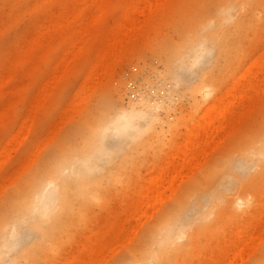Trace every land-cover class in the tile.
Instances as JSON below:
<instances>
[{
	"label": "bare ground",
	"instance_id": "bare-ground-1",
	"mask_svg": "<svg viewBox=\"0 0 264 264\" xmlns=\"http://www.w3.org/2000/svg\"><path fill=\"white\" fill-rule=\"evenodd\" d=\"M166 1L167 0H163V1L161 0H127L126 1V5L121 8V10L119 11L118 15L116 16L112 24L108 26L107 30L105 29V32L103 33L101 39L96 40L97 42V48L95 50L96 52L94 54L91 65L89 66V68L87 69L84 75L83 80H81V84H79L80 87L79 86L77 87L78 88L77 94H76L77 97L81 96L80 98L85 101L86 99H88V97L91 94L95 93V91L97 90L99 86L101 87V85L104 84L103 82L109 78V76L111 75L110 73L113 70V68L116 66L117 62L126 53V50H128V46L133 42H139V41H133V40H140L139 43L142 42L141 40H152L150 37L151 32L152 31L160 32L161 29L158 31V25H160V23L162 22L161 21L163 17L162 15L165 12H168L169 10L177 6V4H169V2H166ZM261 4H263L262 0H212L211 7L205 8L204 10L198 9L197 11L194 12L191 18L186 19L184 26L182 27V29L180 30V33L178 34V37L176 38V40L178 41L173 42V43L171 42L169 44L162 42V44L164 45H158L159 52L155 51L156 54L157 53L159 54V55L158 54L156 55V59L159 60L163 64V73H165L166 75L174 76V79H176L175 82L179 84H182V82L180 83V78H179L181 71L183 70L184 72V69L186 70L190 67L197 65L202 59V55L204 52L213 51V53L215 52L214 53L215 55H213L214 58L212 60L211 68L205 72H203L202 70L201 71L202 74L198 76V80L192 85L187 86V88L189 87L188 88L189 94L187 95L190 98V102H191L190 105L191 107L194 108V110L192 109L193 112H191L188 115L189 116L188 119H184L183 122L180 123L181 126H182V123L184 124V127H185L184 132L182 133L180 132V134L178 135L174 133L175 136L172 138V140L170 141L168 145L170 153H168V157L165 156V154L163 155L165 156V159L163 160V162H166V164L164 163L163 165L160 162V165L162 164L161 165L162 167H159L160 170L157 169L158 172L155 171V169H153L154 167L150 171L148 172L146 171L149 174V176L147 177L149 180L147 179L146 180L147 182L145 181V184H143V186L140 185V188L138 187L141 190L140 197H139L140 192L138 191L139 192L138 194L136 190H133L134 192H136L135 194L136 196L138 194L137 196L138 198L136 197V199L140 201L139 202L140 204H141V200H144V199L148 200L147 198H150V199L152 198L150 206L152 207V206H155V204L157 205L155 206L156 209L154 210V208L152 207L151 208L152 211H151L149 204H147V206H149L148 207L149 210L151 211L149 213L146 212L149 210H146L148 208L144 205L146 209L143 208L144 210L143 209L142 210L143 212L145 211V213L148 214L149 217H153V212L157 210L158 206L162 202H167L168 200H170L169 205L159 214L155 222L149 225L145 229L144 233L139 239L137 243L136 251L132 253V255L135 258L134 264H173L174 261L180 255L196 248L199 236L203 234L207 235L208 232H210V230L215 225L217 227L218 226L217 224L221 223L224 217H226V219H230V218H237L239 216L243 220L242 221L243 224L241 223L239 226L236 225L235 228L232 226L233 229L235 230H233L232 233L230 232L232 235H234L233 239L236 237L238 238L239 241L237 240V242H240L241 239H243L244 235H247L245 233L248 231V229L251 226L252 228L254 227L255 231L257 230L255 229L257 228L255 227L256 225L253 226L254 223L249 222L250 221L249 218L244 219L245 217H251L250 218L251 220L254 218L255 219L259 218V220L257 221L258 224H261V223L264 224V222L260 221V219L261 218L263 219L264 217V200L262 202H259V201L257 202V200L252 197L253 195L248 193L249 188L252 187L253 184H256V182H259L260 180L264 179V126L249 135L247 134L246 136H241V140L238 142L237 145L231 146L229 148L227 147L226 156H222L220 159L218 158V160L214 161L215 163L214 162H213L214 164L212 163L213 166L211 168L209 169L205 168L208 170L207 173L203 172L199 174L198 176H196L195 178H193V180H191L188 184H186L176 196L178 190L181 188L180 187L181 183H179L178 181H181V179H183L184 176L185 177L188 176V173L190 175V173L192 174L196 169H198V167L200 166L199 164H201L200 160L208 156L209 150L211 148L213 149L218 143L224 141L225 135L227 134L226 129L229 128L230 126H233L232 125L233 123L235 124L234 122L235 118L237 116L238 117L240 116L238 115L239 111L245 112L247 109H244V110L242 109L248 106L246 104L250 103L249 100H251L252 102L253 99L251 97L254 95H257L259 93V90L262 92L261 89H264L262 88L264 87V83H263L264 81H262V78L260 79L258 77V73H264V54H263L264 51H261L260 53V55H262L261 58L259 57L257 58L261 62L257 61L259 64L255 61L252 62L253 64L256 63L255 64L256 66H253L256 68L249 67L253 64H250V65L248 64V66H246L247 68H245V72H243L244 74L242 76L240 75L239 77L237 76L238 78H236L232 82V84H229L230 87L227 90H225L226 92H223L224 90L223 89L222 90L223 93H215V92L212 93L214 90L217 89L216 80H219L220 77H222L220 75L227 74L225 73L227 72L226 65L229 64V68H230V65H233L232 64L233 56H234L233 55V52H234L233 43L236 44V40H241L240 33L243 30V27L247 25V23H254L258 19L256 15L257 11H255V9ZM111 5H114L112 0H77L71 6L62 5L63 7L58 10L59 13L57 12V15L54 18L51 17V21L49 20V23L51 24L50 26L51 29L56 28V27H63L64 28L63 31L65 32L67 36V39L64 40L65 47H63V49L60 51L58 59L55 65H53L54 66L53 72H52L53 77L57 76V73L59 74V72L62 74L63 73L62 70H64L65 65L69 64L68 62L74 59L75 57H79L82 54L83 47L87 43L94 41V40H90V38L93 35L97 34L96 32H98V25L100 23V19L102 18L101 16L105 12L107 7ZM46 22L48 23L47 20L45 21V23ZM45 23L44 25L41 24L43 25V28L49 26V25H46ZM47 29L48 28H46L45 30ZM39 32H41L40 36H42V31H40V29L38 30V33ZM32 35L30 34L29 36L31 37ZM29 41L27 40V42L29 43V46H31L29 49L31 51L34 45L33 44L31 45ZM35 41H38V40H35ZM139 43L137 44L139 45ZM142 45L143 44L141 43V46ZM256 55H258V53H256ZM255 58L256 56H254L253 59ZM9 59L11 60L12 58H9ZM13 64L15 65V62ZM13 64L12 66H14ZM13 68L12 69L10 68L9 70H13ZM215 70H216L215 73L216 74L219 73L220 75L214 74ZM6 73H9V74H6ZM5 74L7 76L8 75L10 76V71L5 72ZM3 76L4 75H2V77ZM52 76L49 77L52 79V81H50L51 79L47 81V82H51L50 86H52L53 83L56 82L54 80H56L55 78H57L55 77L53 80ZM58 76H60V74ZM6 78H3V79H6ZM47 85L50 88L49 84H45L43 87L41 86V88H43L42 90L41 88L39 89L42 92L43 90L47 92V90L49 91L52 88L51 87L50 89H46V88L44 89V87L45 86L47 87ZM151 85L153 86L154 84L152 83ZM182 85H186V84H182ZM149 87L152 88L150 85ZM137 88H138L136 90L137 93L134 90L130 91L133 94L134 92L136 93V98L134 99V101L131 100L132 103H130L128 107H123L122 105H119L118 103L111 104L110 102H106L99 108L98 112L93 116L92 119L88 120V122L84 124L83 126H79V128L76 130L77 133L74 134L73 137H71L69 140H66L65 142H64V137H63L60 140V142L57 143L56 146H54L51 149V151L47 155L44 156L42 162L36 166L35 171H33L30 174V176L26 179V181L23 183L24 185L20 186V188L22 187L21 190L19 192H15L13 195L10 196V201H9L10 208L6 211H0V264H5L7 261L9 262H7L6 264H21L20 259H23L24 261L25 260L29 261L28 262L29 264L36 262V260L40 257V255L46 249H50L52 248L51 247L52 245L56 244L57 240H59L57 238L58 235L62 234L64 231V236H66L67 234H69L71 230H73V228H76L77 224H80V222L83 221V217L86 216V213L88 209H90V207L92 206L94 200L101 198L102 193H103V188L106 187L107 190L111 188L114 185V182H117L120 180L119 178L124 168L127 167V165L136 162L135 157H137L138 150L141 148L145 149L144 147L146 146L145 144H142L143 147L141 146V148H136L134 150H131L129 153H126L122 156V158L119 160L120 162L118 163L119 170L118 172L116 171V174L112 177V179H107L111 176L110 174H109V177L103 176V177L96 178L94 176V172L96 171L97 173L98 168L100 169V165L102 164L101 161L102 160L111 161V157L113 156L112 151L114 150V148L110 150L111 148H109V144H108L109 138L116 137L118 139L119 144L120 142L128 139L129 140V141L127 140L128 143L129 144L131 143V144L127 148H130V146L134 145L133 144L134 141L139 136L151 130L154 126V123L157 120H159L158 113L156 112L165 103V102L163 103L162 101L163 99L161 100L159 97L161 89L158 90V87L150 89V90H153V92H155V96L153 97L152 94L150 93L145 94L146 91H148V89L145 90V88H143L141 84ZM165 90L166 92L167 91L171 92L169 88L163 89L162 87V91L164 92ZM263 93L264 92H262L261 94L259 93V94L262 95ZM74 94L71 95L69 102H71L70 100L71 99L73 100V98L75 97ZM148 94L151 95L153 99H150ZM199 94L203 95V97L206 98V104L198 108V106L200 105L199 100H198L200 99L198 98ZM38 95L40 96V94ZM171 95H172V92H171ZM171 95L168 97V99L166 98L167 101L172 100V98H174L172 97L173 95L172 96ZM170 97L172 98L170 99ZM34 99L35 98L33 97L32 101ZM129 99H132V98H129ZM39 100H41L40 97H38V99L34 100L33 102L36 103L35 101H37L38 103L39 102L41 103V101ZM32 101L30 102L32 103ZM76 102L79 103V99ZM173 102H174V99H173ZM173 102L172 101L169 102L170 105H172L171 107L175 105L174 104L175 102L174 103ZM254 102H257L255 101V98L252 103L253 105L251 104L249 105L254 107V104H255ZM34 103H32V107L36 106L34 105ZM167 104L168 103L166 102V105ZM237 104H241V107L238 108ZM67 105L71 106L72 104L67 103ZM80 105L79 107L81 108ZM70 106H67V108L72 107ZM34 109L36 110V108H33V110ZM72 109L74 110V105ZM28 110L30 113H33L31 112L29 108L27 109V111ZM63 110L64 111H62L61 114H63L64 112L65 113L73 112V110L71 111L70 109H67L66 111L65 109ZM25 114H28V113H25ZM70 115L68 114V116ZM27 116H33V115L31 114H28L26 116L24 115L23 118L25 120L26 118H28V120H26L27 122L24 121V119L21 120L22 122L24 121L25 124L26 123L28 124L29 123L28 121H32V118H33V117L32 118L27 117ZM244 116L246 117L245 114ZM67 117L63 116V119L62 117L61 118L58 117V118H60L63 121L65 120L64 118H67ZM59 121H58L59 124L58 123H55V124L61 125V121L60 122ZM22 122L18 126H19V129H22L23 131L19 130L17 127L18 130H16L15 132L21 131L23 132V134L19 132L17 134L19 135L21 134L25 137L26 136L25 132L27 133L28 131L26 128H28L30 125L29 124H28L29 126L27 124L25 125L24 122L22 124ZM238 123L239 122H237V124ZM168 124H167L168 125L167 128L172 129L175 132L176 129L174 130V127L170 125L171 123H168ZM177 124L179 125V123ZM56 125L55 127L54 125L52 126L54 127V129L57 128L58 130L59 128ZM20 127H23V128H20ZM53 127L51 129H53ZM49 131L53 132L52 130H49ZM51 132H47V134H44V138L47 135H49ZM17 134L15 136L11 135L10 138H7L8 140L6 139V141L4 142L5 147L9 144L12 146V143H16V141L19 142L21 138H24L23 136L18 137ZM160 135L161 134L153 133L151 137L158 139ZM11 137H14V138L17 137V140L16 138L15 139L13 138L14 139L13 140ZM18 138L20 139L18 140ZM43 139L41 140L46 141L48 138L44 140ZM11 140L14 142H12ZM8 141L11 143L7 144L6 142ZM42 141H39V143H42ZM153 141L154 140H152V142ZM18 142L17 144H19ZM17 144H14L15 146L13 145L14 148L11 146H10L11 148H8L7 146V149L5 150L6 151L9 150L11 153L13 149L15 150L16 147H18ZM42 146L44 145L41 144V147ZM35 147L37 148L34 149L35 151L33 150L34 151L33 153L43 148V147L42 148L40 147L39 149L38 145L37 146L35 145L34 148ZM2 149L0 148L1 150L0 153L2 154L0 156V160L2 156L5 157V155L3 154L4 153L6 154L4 148ZM9 151L7 153H9ZM123 151L125 152V150ZM30 154L28 155L29 156L28 160L26 158V162L24 161L25 163H27V161L28 162L30 161L31 163L32 161L31 159L35 158L34 154L33 156L32 155L30 156ZM30 157H33V158H30ZM7 158L8 156L5 157V159ZM4 162H2V160L0 161V163H4ZM24 162L22 163L23 166L21 165L22 167H20V171L16 169L19 171V174L21 170L25 168ZM237 163L252 164L253 166L251 167V169L253 170L250 171L251 169L249 167L248 168L249 172L246 171L247 173L244 176L245 178H247V180L242 181V179H238L237 177V180H238L237 183L233 184L231 180L234 179L232 175L236 171L235 167ZM19 166L20 165H18V168ZM185 170L188 173L185 172L187 174L183 175L182 178L178 180L177 177L178 176L180 177V175ZM18 171L16 173L14 171L15 174H12L10 178L14 179L13 176H16V175L18 176L17 174ZM151 171H154L155 173L157 172V176L154 175V172L152 174L156 177H154L153 175H150ZM147 173H144V174L142 173V174L144 177H146ZM150 176H153V178ZM10 178L9 179L6 178V180H3V182L4 183L8 182ZM222 180H224L225 182L227 181L230 184L229 185L230 187L228 188L230 190L227 191V193L225 194L217 190V186L218 187L224 186L223 183L218 184V182L219 181L221 182ZM10 181L8 183H10ZM3 182L2 184H0V188L2 187L1 188L2 190L4 188L3 186H5V184L3 185ZM0 183H1V180H0ZM167 191H170V193L169 192L166 193ZM230 192H232V194ZM127 194L130 195L129 197H131V192L130 194L129 192H127ZM204 195L206 197L205 203L207 206L202 205V207H200V205H197V207L199 206V209L201 208L200 213L196 212L195 213V215L197 214L196 218L185 221L186 220L185 215L188 214V212L191 210L193 206L195 207V204L197 203L196 201H198ZM122 199H125V197ZM128 200L129 199L126 200L127 203H128ZM137 200H135V203H137ZM120 202L124 203L123 205L127 206L126 202H123V201H120ZM145 202H143L142 204H144ZM135 203L133 202L131 206V207L134 206L133 207L134 211H135L134 208L137 205H138V208L140 206L139 203H137V205ZM204 206H206L205 210H204ZM123 209L122 211H124ZM131 209L125 210L124 213L125 212L127 213V211H129L126 214L127 216L134 215V212L133 214L131 213V211H133ZM120 211L121 210H119V214L122 212ZM139 212L142 213V211H139ZM214 212H215V215L217 214L218 216L216 220L213 221V219L210 220L211 218L209 216H211V214H213ZM112 213L114 214L115 212H112ZM145 213L144 214L142 213L143 215L142 214L139 215L141 218L137 215L139 217V220H141L142 223L145 220V218L147 219L146 217L147 215H145ZM142 216H144L145 218H143ZM116 217L117 216L115 215V218ZM136 217H134L135 220H138V218L136 219ZM111 218L113 217H110V219ZM120 220H123V219H120ZM125 220L127 219L125 218L123 220L126 223ZM106 222L107 221L105 220V223ZM110 222H109V225H110ZM116 222L120 223L119 221H116ZM141 222L139 221L138 224L139 225L142 224ZM99 223L100 222H98L97 225ZM134 224H135L134 221L133 223H130V226H131V227L129 226L130 230H127V231L132 232L131 229L133 228ZM138 224L135 225L134 227L138 228L139 226ZM193 224H195L196 226L192 227ZM262 224L259 225L260 228L263 226ZM22 225L25 226L22 228L23 230H29L28 227L33 230V232L36 234L35 239L32 242L29 241L31 243L26 242L24 246L20 247L21 248L19 252L20 257H18L17 255L15 256V258L10 259L11 258L10 257L9 260H7L8 258L6 257V254L8 253L10 249H12L15 245L19 243L18 241H20V237H22V234H21ZM97 225L96 226L94 225V226L100 228V225L98 226ZM123 226L121 225V227ZM109 227H110L109 228L110 230L112 229L113 226L110 225ZM119 227H120V224L118 225V228ZM92 228L94 229L93 225H92ZM104 228H101V230ZM119 229L121 230V228ZM261 229L264 230V226ZM97 230H94V231L98 235V238H100L101 236L99 237V234H98L100 232V229L99 231ZM105 230L107 231L106 228ZM120 230L117 229V233ZM258 231H261V230H257L256 231L257 233L252 232L253 235L248 232L250 234L249 238H252L251 236L254 237L252 238L253 240L252 239L246 240L249 234L248 236H245L246 239L244 238L243 240H246L248 243L251 241V244H255L256 241L255 243H252L254 242V239H258L259 237L258 240L260 241L261 240L260 238L262 237V234L264 232V231H261L262 232L260 235L261 237L259 235L258 237L257 235L254 236V234H260V232ZM86 232L88 233V235H90L88 231ZM101 232H102L101 233L102 241L100 242H102V244L104 245L106 236L103 234V231ZM126 233H129V232H126ZM133 234H135L134 230H133ZM128 235L129 234H127L125 237L126 238L128 237L130 239V237H132L131 233L129 236ZM103 236L105 237L103 238ZM125 237L124 239H126ZM82 238L81 240H83ZM91 238H94V237L91 236L90 239ZM114 238H116V236ZM128 238L126 240H129ZM121 239H120V242L122 243L123 239L122 241ZM81 240H79V244H81L80 243ZM234 240H233V244H234ZM258 240L257 242H259ZM247 242L246 243L245 241L243 242V244L245 243L244 246L246 245L245 247L247 248V250L244 247L243 248L241 247L243 245H241L242 242H240L241 246L239 249L241 252H245V250L248 252L250 249H252L251 251H254V249L256 248L257 245H255V248L253 249L254 245H247L248 244ZM121 243L118 242L117 243L118 246H120ZM126 243L128 242L126 241L125 244ZM102 244L100 245L102 246ZM123 244H124V241H123ZM92 245L93 244H90L91 248H94ZM113 245L114 244H112L110 248L113 247ZM226 246L227 245L225 244L223 245V244L217 243L218 250L222 252V255L225 254V251L227 248ZM247 246H251V247H247ZM103 248L104 247L102 246V249ZM80 249L81 248L79 245L78 251ZM229 249L231 250L230 247ZM97 250H99L100 252V249H97ZM108 250L109 248L107 249V251ZM88 251H91V250H88ZM107 251L104 256L105 259H106V255L108 258L115 253V251L112 250L111 248V251H114V252H112L113 254L110 253L112 255L108 256L107 253H109L110 250L108 252ZM231 251H229V255ZM234 251L232 252V256L234 255L233 254ZM240 251L238 250V253H239L238 256L241 254ZM99 252L97 251L98 254L95 253L97 257L99 255ZM251 253L248 252L247 255ZM73 254L71 255L74 256ZM78 255L81 256V253H79ZM95 255L94 257H96ZM241 255H240V260L236 257L237 255L233 257L232 259L230 258L232 256L230 257L228 256V259H226L225 262L229 264V262L230 261L232 262L233 259L235 261L237 259V261L234 264H236L238 261L239 262L237 264H239L241 261V257H242ZM243 255H245V253ZM208 256H210V253L208 254ZM214 256L212 255V257ZM66 258H69V256L68 257L66 256L65 259ZM221 258L218 260H221ZM244 259H246V257L245 258L242 257V261ZM68 260L70 261V259ZM95 260L96 261L98 260L96 263H98L100 260V264H103L100 258L95 259ZM86 262H88V260ZM62 263L64 264V262ZM119 264H127L126 259L122 260ZM254 264H264V258H261V259L257 258L254 261Z\"/></svg>",
	"mask_w": 264,
	"mask_h": 264
},
{
	"label": "rangeland",
	"instance_id": "rangeland-1",
	"mask_svg": "<svg viewBox=\"0 0 264 264\" xmlns=\"http://www.w3.org/2000/svg\"><path fill=\"white\" fill-rule=\"evenodd\" d=\"M76 1L77 0H0V76L2 77V75H4L2 78L0 77V79H1L0 80V82H1L0 83L1 84V86H0V148L1 149L4 148V150H5V149H7V146H8V148H11V147H13L14 144H17V142H18V141H16L17 137H15L16 143H12V146L9 144L11 142L8 141L6 143L9 145H7L5 147L4 142L6 141L7 138H10L11 135H13L14 133L17 134L19 132V131H17V132H15V131L19 129L18 125L21 124V122H22L21 120L24 119L23 118L24 115L25 116L28 114L33 115V116H27V117H31V118L33 117V118H32V121H28L29 122L28 124L30 126L26 123L29 126V127L26 126V127H28V128H26L28 130L27 133L24 131L26 136L24 137L21 134L20 135L17 134L18 137L19 136L24 137V138L20 137L21 139L18 138V140L19 139H20V141L22 140L21 142L20 141L18 142L19 143V144H17L18 147H16L15 150L13 149L11 151V153L9 150H8L9 153H7L8 151L5 150L8 158L5 159V157H7L5 153L3 154V155H5V157L2 156V158H1L2 162H4V161L5 162L0 163V180H1L0 184H2L3 180H6V178L9 179L11 177V175L15 174L18 170L20 171V167L23 166L22 163L24 161L26 162V158L28 160V158H29L28 155L30 153H31L30 156L31 155L33 156V154H34V157H35V158L30 157V158H33V159H31L32 160L31 163H30V161L29 162L27 161V163L24 162L25 168H23L21 170L20 174L18 171V173H17L18 176L16 175L17 177L13 176L14 179L10 178V180H12V181L8 180V182L10 181V183H8V182L4 183L3 182V185L5 184V186L2 185L4 187L3 190L1 189L2 187L0 188V211H6L10 208V203H9L10 196L13 195L15 192H19L21 190L22 187L20 188V186L24 185L23 183L30 176V174L33 171H35L36 166L42 162L44 156L47 155L51 151V149L54 146H56L57 143L60 142V140L63 137H64V142L66 140H69L71 137H73L74 134L77 133L76 130L79 128V126H83L84 124H86L88 122V120L92 119L93 116L98 112L99 108L104 103H106V102H110L111 104L112 103H118L119 105H122L123 107H128L129 104L132 103L131 100L134 101V99L136 98V93H137L136 90L138 89L137 87H139L140 84L143 88H145V90L148 89V91H150V92L146 91L145 94L150 93V94H152L153 97L155 96V92H153V90H150V89L158 87V90L161 89L159 97L161 100L163 99L162 100L163 103L165 102L156 112V113H158L159 120H157L154 123V126L151 130H149L146 133H144L143 135H141L142 137L139 136L138 137L139 139L137 138L134 141V143L132 142L134 144L132 146H134V147L130 146V148H127L131 144V143L130 144L128 143V141H129L128 139H126L125 141H122L123 143L120 142V144L122 143L120 145L118 142V139L116 137L109 138V143H108L109 148H111L110 150H112L114 148L115 151L114 150L112 151L113 156L111 157V161H108V160H102L101 161L102 164L100 165V169L99 168H98V170L96 169L98 172L96 173V171H95L94 176L96 178L103 177V176L109 177V174H110L111 176L107 179H112V177L116 174V171L118 172V170H119L118 163L120 162L119 160L122 158V156L126 153H129L131 150H134L136 148H141L142 144H145L146 145V146H144L145 149L141 148L138 150L137 157H135L136 162L131 163V164L127 165V167L124 168V170L121 172V176L119 178L120 180L117 182H114V185L111 188H109L108 190L106 189V187L103 188V193H102L101 198L94 200L92 206L90 207V209H88L86 216L83 217V221H81L80 224H77L76 228H73V230H71L69 232V234H67L66 236H64V231H63L62 234L57 236V238L59 240H57L55 245L51 246L52 248L46 249L40 255V257L36 260V262L30 263V264H63L62 262H64V264L65 263L68 264L70 262L69 264H83V263L84 264H100V260L98 263H96L98 260L97 261L95 260V259L100 258L101 262L103 264H119L124 259H126L127 264H134L135 258L132 255V253L136 251V247H137V243H138L139 239L141 238L145 229L149 225L154 223L156 218L159 216V214L169 205V201H170V200H168L167 202H162L160 205L158 204L159 206H158L156 211H154V210L156 209L155 206H157V205L155 204V206H152L154 208L153 217H149L148 214L145 213V211L143 212V210L146 209L144 207V205L147 208L150 206L152 198L151 199L147 198L148 200H145V199L141 200V198H142L141 197L140 198L141 204L145 201L146 202L142 205L139 203L140 201L137 200L136 197L138 196L139 192H140L139 197L141 196V190L139 189L140 185L143 186V184H145V181L148 179L147 178L149 176V174L147 173L148 171H150L154 167L153 169H155V171L158 172V170H160L159 167H162L161 165L162 164L164 165V163L166 164V162H163V160L165 159V156L168 157V153H170L169 146H168L170 141L175 136V134L178 135V134H180V132L181 133L184 132V128H185L184 124L182 123V126H181L180 123L183 122L184 119H188V117H189L188 115L191 112H193L192 109L194 110V108L191 107V105H190L191 104L190 98L187 95V94H189V90H188L189 87L187 88V86L192 85L193 83H195L198 80V76L200 74H202V72H201L202 70H203V72H205L211 68L212 60L214 58L213 55H215L214 54L215 52L213 53V51H211V52L206 51L203 53L202 59L200 60V62L197 65L190 67L186 70L184 69V72L182 70L180 73V76H179L180 83L182 82V84H186V85H182V84L175 82L176 79H174V76L166 75L165 73H163V64L159 60L156 59V55L158 53L156 54L155 51L159 52L158 45H164V44H162V42L169 44L171 42L173 43V42L178 41V40H176V38L178 37L180 30L184 26L186 19L191 18L192 15L194 14V12L197 11L198 9L204 10L205 8L211 7L212 0H167L166 2H169V4H177V6L173 9L169 10L168 12H165L162 15L163 17L161 16L162 22L160 23V25H158V31L161 29L160 32L152 31L150 34V37L152 40H141L142 41L141 43L143 44L142 46H141V43H139L140 40H133V41H139V42H133L128 46V50H126V53L117 62L116 66L111 71V73H110L111 75L109 76V78L103 82L104 84L101 85V87L99 86L100 89L98 87L97 90L95 91V93L91 94L88 97V99H86L85 101L80 98L81 96L77 97V95H76L77 89H78L77 87L79 86V84H81V80H83L87 69L89 68V66L91 65V63L93 61V57H94V54L96 52L95 50L97 48L96 40L101 39L103 33L105 32V29L107 30L108 26H110L112 24V22L114 21V19L118 15L121 8L126 5L127 0H112L114 5L107 7L105 12L101 16L102 18L100 19V23L98 25V32H96L97 34L93 35L90 38V40H94V41L87 43L83 47L82 54L79 57H75L74 59L69 61L68 62L69 64H66L64 67V70H62L63 73L61 74L59 72L60 76H58L59 74L57 73V76H55L57 78H55L52 76L53 67H54L53 65H55L60 51L63 49V47H65V41L64 40L67 39V36H66L65 32L63 31L64 30L63 27H56V28L51 29V27H50L51 24L49 23V20L51 21V17L54 18L57 15L58 10L63 7L62 5L71 6ZM161 1H163V0H161ZM262 1H263V4L259 5L255 9V11L258 12V13L256 12L258 19L254 23H247V25L243 27V30L240 33L241 40H236V44L233 43V48H234V52H233L234 56H233V63H232L233 65H230V68H229V64L226 65V71L227 72H225V73H227V74L220 75L219 73H217V74L215 73L216 70L214 71V74L220 75L222 77H220L219 80H216L217 89L214 90L212 93H214V92L215 93L226 92L225 90H227L230 87L229 84H232V82L236 78H238L240 75L242 76L244 74L243 72H245V68H247L246 66H248V64L250 65V64H253L252 62H254V61L255 62L259 61L257 59L258 57L261 58L262 55H260V53H261V51H264V0H262ZM58 4H59V6H58ZM242 12H243V10H242ZM54 13H56V14H54ZM46 20L48 21V23L47 22L45 23ZM44 23L46 25H49L48 27H44L45 29L48 28L47 30H45L43 28ZM41 24H43V25H41ZM39 25L42 27H40ZM39 29H40V31H42V36H40L41 32L38 33ZM41 29H43V30H41ZM61 33H63V34H61ZM30 34L31 35L33 34V35L30 37L29 36ZM51 34H52V36H51ZM27 40L28 41L30 40L29 42L31 45L32 44L34 45L32 47L31 51L29 50L31 46H29V43L27 42ZM35 40H38V41H35ZM243 40H245V41H243ZM156 42H158V43H156ZM135 43L137 46L135 45ZM137 43H139V45ZM159 43H161V44H159ZM132 44H133V46H132ZM23 46H25V47H23ZM129 49H130V51H129ZM127 52H128V54H127ZM256 53H258V55H256ZM254 56H256L255 59H257V60L253 59ZM211 57H212V59H211ZM9 58H12V59L10 60ZM14 62H15V65L13 64ZM259 62H261V61H259ZM12 64L14 66H12ZM255 64H253L249 67L256 66ZM10 68L11 69L13 68V70H9ZM253 68H256V67H253ZM4 71L5 72L10 71V76L8 75L9 76L8 77L6 74H9V73L5 74ZM241 71H242V73H241ZM263 74L264 73H258V77L260 79L262 78V81H264V78H263L264 75ZM5 75L7 76V78ZM50 76H52L53 80H54V78L56 79V80H54L56 82L53 83L54 86L53 85L50 86L51 82H47L48 80L51 79V78H49ZM144 76L146 79L144 78ZM261 76H263V77H261ZM3 78H6V79H3ZM4 81H5V83H4ZM50 81H52V79ZM43 82L45 84H49L50 88L51 87L52 88L50 89L47 85V87L45 86L44 89L46 88V89H50V90L49 91L47 90V92L45 90H43V92H42L41 90L43 88H41V86L43 87L45 85ZM152 83L154 84L153 86L151 85ZM149 85L152 88H150ZM156 85H158V86H156ZM162 87H163V89L169 88L170 91L172 92L173 96L171 95V92H169V91L166 92V90H165L163 92ZM184 87H185V89H184ZM39 88H41V90ZM262 88H264V87H262ZM36 90L38 93L36 92ZM131 90H134L136 92L135 93L133 91L135 95L132 92H130ZM222 90H223V92H222ZM261 90H262V92H264V89H261ZM185 91H186V93H185ZM262 92L259 90L260 94ZM131 93H132V95H131ZM259 93L257 95H254L251 97L253 99L252 102H251V100H249L250 101L249 104L253 105L252 103H253L254 98H255V101H257V102H254L255 103L254 107L249 105L248 103L246 104L248 106H246L244 104L246 106V108H243V107H245V106H243L242 110H244V109H247V110L245 112L239 111L238 115H240V116L239 117L237 116L238 118L236 117L234 120L235 124L234 123L232 124L234 127L230 126L232 129L230 127H229L230 129L229 128L226 129L227 134L225 135L224 141L218 143L213 149L211 148L212 150L211 149L209 150L208 156L203 158L204 160L203 159L200 160L201 164H199L200 166L198 167V169H196L192 174L190 173V175L186 170L184 172L182 171L184 174L183 173L181 175L179 174L180 177L179 176L177 177L178 180L181 179L182 176L186 175L187 173H188V176H186V177L184 176L183 179H181V181H178L179 183H181L180 184L181 188L178 190L176 196L178 195L179 191L182 190V188L186 184H188L191 180H193V178H195L196 176H198L199 174H201L203 172L207 173L208 172L207 169H209L213 166V164L215 163L214 161L218 160V158L220 159L222 156H226L227 147L229 148L231 146L237 145L238 142L241 140V136H246L247 134L249 135V134L255 132L256 130H258L264 126V93L262 95H260ZM38 94H40V96ZM72 94H74L76 99L74 97L73 100L71 99L70 100L71 102H69V99L71 98ZM35 95H37V96H35ZM170 95L172 97H174V98L170 97V99L172 98V100H168L169 102H171V101L173 102V99H174L175 103L174 102L173 103L175 105L173 104L174 105L173 107H171L172 105H170V103L167 101V99ZM148 96L150 97V99H153V97L151 95L148 94ZM33 97L35 98L34 100H37L38 97H40L41 100H39V101H41V103L40 102L38 103L37 101H35L36 103H34L33 102L34 100L32 101ZM77 98L79 99V103L76 102V101H78ZM129 98H132V99H129ZM198 98H200V99H198ZM198 98L197 99L199 100V104H200L198 106V108H199V107H202L204 104H206V98H204L203 95H200V94L198 95ZM30 101H32V103H34V105H36V106L32 107V103ZM166 102L168 103L167 104L168 106L166 105ZM67 103L72 104L71 105L72 107L74 105V110L72 109V107L70 105H67ZM77 103H78V105H77ZM65 104L67 106H70L71 108H67V106ZM79 105L81 106V108L79 107ZM237 106L239 108V107H241V104H237ZM169 107H171V108H169ZM252 107H253V109H252ZM28 108L33 113H30L29 110L27 111ZM33 108H36V110L35 109L33 110ZM75 108H76V110H75ZM63 109H65V111L67 109H70V110L72 109L73 112H70V110H69L70 113L64 112L65 113V115H64V113L61 114L62 111H64ZM250 109H252V110H250ZM25 113H28V114H25ZM68 114L69 115L71 114V115L68 116ZM244 114L246 115V117L244 116ZM63 116H65V117L68 116L69 118L68 117H67L68 119L64 118L65 120H63L64 121L63 122L60 119L61 117L63 119ZM58 117H60V118H58ZM31 118H29V119H31ZM58 119L61 121V125L55 124V123H58V121H59ZM236 119H237V121H236ZM26 120H28V118H26ZM26 120L24 119V121H26ZM23 122H22V124H23ZM237 122H239V123L237 124ZM168 123H171L170 125H172L174 127V130L175 129L176 130L178 129V130L177 131L175 130V132H174L172 129H168L167 128V126L169 125ZM177 123H179V125ZM24 124H25V122H24ZM52 125H54V127L56 125L59 129L58 130H57V128L54 129V127ZM20 126H22V125H20ZM17 127H18V129H17ZM52 127H53V129H51ZM20 128H23V127H20ZM19 130H22V129H19ZM49 130H52L53 132H51ZM47 132H51V133L50 134L48 133L49 135H47L44 138V134H47ZM19 133L23 134V132H21V131ZM153 133H158L161 135L159 136L158 139H156V138L151 137V135ZM16 134H14L13 136H15ZM164 135H166V136H164ZM143 137H145V138H143ZM11 138L13 139L14 137H11ZM43 138L44 139L48 138V139L45 141ZM41 139H43L44 141H42ZM142 139H144V140H142ZM152 140H154V141L152 142ZM155 140H156V142H155ZM39 141H42V143H39ZM12 142H14V141H12ZM41 144L44 145V146H42L43 148L41 147ZM35 145L36 146L38 145L39 149H40V147L42 148V149L37 151L38 153L37 152L33 153L35 151L34 149L37 148V147L34 148ZM1 146H3V147H1ZM123 150H125V152ZM164 154H165V156H163ZM1 155L2 154L0 153V156ZM118 155H119V157H118ZM20 161H22V162H20ZM166 161H167V159H166ZM160 162L162 163L161 165H160ZM18 165H20L19 168H18ZM248 165H250V166H248ZM252 166H253L252 164L237 163L236 167H235L236 171L232 175L234 177V179L231 180L232 183L233 184L237 183V181H238L237 177H238V179H242V181L247 180V178H245L244 175H246V173H247L246 171L249 172L248 168L250 167V169H251ZM205 168H207V169H205ZM16 169H18V170H16ZM252 170L253 169H251L250 171H252ZM14 171H15V173H14ZM153 172L154 171H151L150 175H153L152 174ZM157 172L156 173L154 172V175L157 176ZM185 172H187V173H185ZM142 173L143 174L147 173L146 177H144ZM153 176H150V177L153 178ZM156 176H154V177H156ZM138 180H139V182H138ZM142 180H143V182H142ZM219 183H223L224 186H219V187L217 186L218 191L225 194V193H227V191L230 190V189H228L230 187L229 182H227V181L225 182L224 180H222L221 182L219 181L218 184ZM130 188H132V189H130ZM133 190H136V192L138 193L137 196L135 195L136 192H134ZM127 192H129V194L131 192V197H129L130 195H128ZM168 192L170 193V191H167L166 193H168ZM230 193L232 194V192H230ZM248 193L252 194L253 195L252 197L254 199H256L257 202L258 201L262 202L264 200V179L260 180L259 182H256V184H253L252 187L249 188ZM124 197H125V199H122ZM126 197H127V199H129L128 200L129 204L126 202V200H127ZM131 198L133 199V201ZM134 198H135V200H137V203H139L140 210L138 208L137 203H135ZM201 198L198 201H196L197 203L195 204V207L193 206L191 208V210L188 212V214L185 215V219H186L185 221L192 220V219L196 218V215H197V214L195 215L196 212L200 213L201 208L199 209V206L197 207V205H200V207H202V205H206L205 195ZM120 201L126 202L127 206L123 205L124 203H122ZM133 202L137 205L134 208L135 211L133 210L134 206L131 207ZM116 204L118 205V207ZM147 204H149V206H147ZM206 206H204V210H205ZM152 207L150 206L151 211H152V209H151ZM118 208L121 211L123 208H125V209H123L124 211L131 209V210H133V211H131V213L133 214V212H134V215H131L129 213L131 216H127L126 214L129 211H127V213L126 212L124 213V211H122L123 212L122 213L120 211L121 213L119 214ZM146 210H149V208ZM150 210L146 211V212L149 213V212H151ZM139 211H142L143 214L145 213V215H147L146 216L147 219L144 216H142L143 218H145L144 221L142 220L143 223L141 222V220H139V217H140L139 215L142 214ZM112 212H115L114 214L117 216L116 218ZM116 212H117V214H116ZM258 213H259V211H258ZM108 216H109V218H108ZM217 216L218 215L217 214L215 215V212H214L213 214H211V216H209L211 218V219L210 218L209 219L210 220L213 219V221H214V220H216ZM110 217H113V218L110 219ZM134 217H136V219L138 218V220L142 224L139 225L138 224L139 221L135 220ZM125 218L127 219V220H125L126 223L123 221ZM248 218L250 220L249 222L254 223L253 226L256 225L255 227H257V228H255V229L264 231L263 229H261V228H263L264 224L261 223L263 226L260 228L259 225H261V224H258V222H257L259 220V218L252 219L255 222L250 219L251 217H245L244 219H248ZM108 219H109V221H108ZM120 219H123V220H120ZM105 220L107 221L106 223H108V224L105 223ZM111 220H113V221H111ZM130 220H131V222H130ZM263 220H264V217H263V219L262 218L260 219L261 222H264ZM116 221H119L120 223H118ZM133 221L135 223L134 226L137 224L139 225L138 228H135L133 226V228H135V229L132 228L131 229L132 232L127 231V230H130V227H131L130 223H133ZM137 221H138V223H137ZM242 221L243 220L239 216L237 218H230V219H226V217H224L223 220L221 221V223H218L217 227L215 225L210 230V232H208L207 235L203 234V235L199 236L196 248L192 249L189 252H186V253L180 255L174 261L173 264H206V263L207 264H212V263L213 264H220V263L226 264L227 263V262H225L226 259H228V256L229 257L232 256V252L236 248H238V249L235 250L236 252L234 251V253H233L234 255L232 257H230L231 259L237 255L236 257L240 260L241 254H242L241 255L242 257H244V258L246 257V259H244L243 261H242V257H241L242 262L240 261L239 264H254V261L257 258H259V259L264 258V239H263L264 232L262 234V237L260 236L262 233L261 231H258V232H260V234H254V236L257 235V237H258V235H259L261 237L260 241L258 240L259 239V237H258V239H254V242H252V243H255V241H256V243H258V244H256V243L251 244V241L249 243L246 241V240H251L252 238H254L253 236H251L252 238H249L250 237L249 233H251V234H252V232L257 233L256 232L257 230L255 231L254 227L252 228V226L250 227L251 229L249 228L248 231L245 233L247 235H244V237H243V239L244 238L246 239L245 236H248V234H249L247 239L246 240L241 239V241H240V242H242L241 245H243V246L240 245V242H237V240H238L237 237L234 238L235 240L233 239L234 235L231 234L232 231L235 230V229H233V227L235 228L236 225L239 226L242 223ZM96 222L97 223L100 222L98 224V225H100V228L95 227L97 225ZM109 222H110V225L113 226L112 229H110V230H109V228H110ZM121 222L124 224V226ZM119 224H120L119 228H121V230L118 228ZM92 225H93L94 229L92 228ZM103 225H105V226H103ZM121 225L123 227H121ZM194 226H196V225L193 224L192 227H194ZM23 227H25V226L22 225V227H21L22 237H20V241H18L19 243L17 245H15L12 249H10L8 251V253L6 254V257L8 258L7 260H9L10 257H11L10 259L15 258V256H17V255H18V257H20L19 256V252L21 249L20 247L24 246V244H26V242H29V241L32 242L35 239L36 234L33 232V230L30 229L29 227H28L29 230H23L22 229ZM104 227L107 229V231L105 230ZM96 228L100 229V232L99 233L97 232V233L99 234V237L101 236L100 237L101 239L98 238V235L94 231V230H97ZM101 228H104V229L101 230ZM99 229L97 231H99ZM117 229L120 230L118 233H117ZM104 230H105V232H104ZM133 230H134L135 234H133ZM252 230H254V231H252ZM86 231H88L90 235H88V233ZM101 231H103V234L106 236V237L103 236V238L105 237V239H106L105 241L103 239L105 246L102 244V242H100V241H102V235H101L102 232ZM126 232H129V233H126ZM125 233H126V235L127 234L130 235V233H131L132 237H130V239L127 237L129 240H126L127 238L125 237L126 236ZM122 234H124V235H122ZM226 234H227V236H226ZM235 234H236V232H235ZM114 235L116 236V238H114L115 237ZM89 236L90 237L93 236L94 238L90 239ZM123 236L126 239H124ZM10 238H12V237H10ZM81 238L84 240V242H83V240H81ZM121 238L123 239L124 244H123V241ZM120 239H121L122 243L120 242ZM79 240H81L80 243L83 245L84 248L82 247L81 244H79ZM233 240H234V244H233ZM257 240L259 242H257ZM126 241L128 243L125 244ZM244 241H245V243L246 242L248 243L247 245H254L253 249L255 248V245H257L256 248L254 249V251H251L252 249L249 250V248H248V250H249L248 252L249 253L252 252L251 254L247 255L248 252L246 251L247 250V248L245 247L246 245L244 246L245 243L243 244ZM31 242H29V243H31ZM118 242L121 243V245L119 244L120 246H118V244H117ZM217 243L227 245L225 254L223 253L224 255H222V252H220L218 250ZM90 244H93L92 246L94 248H91ZM100 244H102V246L104 247L103 249H102V246ZM106 244H108V245H106ZM112 244H114L113 247L115 246L114 249H113V247H111L112 250L115 251L117 248V250L115 251L114 254L112 253L114 251H111V248H110V246H112ZM79 245H80V248L82 250L80 249L78 251ZM233 245H235V246H233ZM236 245H238V246H236ZM240 246L242 248L244 247L246 249V250L244 249L245 252L240 251V249H239ZM229 247L231 248L232 251L229 249ZM247 247H251V246H247ZM108 248L110 250V251L108 250L109 251V253H107L108 256H110L112 254L113 255L108 257V258L106 255V259H107L106 260L104 258V256H105V253H106ZM97 249H100V252ZM88 250H91V251H88ZM238 250L241 252V254L239 256H238V254H239ZM241 250H243V249H241ZM97 251L99 252L98 257L95 255V253H97ZM229 251H231L230 255H229ZM75 253H76V255H75ZM79 253H81L82 258H81V256L78 255ZM90 253H91V255H90ZM103 253H104V255H103ZM110 253H112V254H110ZM209 253H210V256H208ZM235 253H236V255H235ZM244 253H245V255H243ZM71 254H73L74 256H72ZM88 254H89V256H88ZM211 254L213 256L214 255L215 256L212 257ZM94 255L97 258L94 257ZM218 255H219V257H218ZM66 256L67 257L69 256V258L65 259ZM85 257H87V258H85ZM102 258H104V259H102ZM220 258H221V260H218ZM68 259H70V261ZM86 259L88 260V262H86L87 261ZM22 260L23 259H20L21 264L22 263L23 264H29L28 263L29 261H27V260L22 261ZM105 260H106V262H105ZM230 260H228V261H230ZM83 261H85L86 263ZM220 261H222V262H220ZM236 261H237V259H236ZM236 261L233 259V261L232 262L230 261V262L234 264ZM7 262H9V261H7ZM230 262H229V264H231Z\"/></svg>",
	"mask_w": 264,
	"mask_h": 264
}]
</instances>
